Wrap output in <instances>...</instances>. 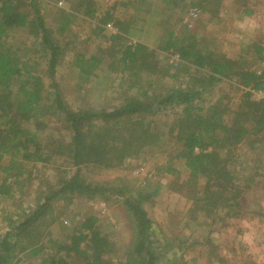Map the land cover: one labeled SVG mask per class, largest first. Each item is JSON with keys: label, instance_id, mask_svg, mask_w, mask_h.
Masks as SVG:
<instances>
[{"label": "trees", "instance_id": "trees-1", "mask_svg": "<svg viewBox=\"0 0 264 264\" xmlns=\"http://www.w3.org/2000/svg\"><path fill=\"white\" fill-rule=\"evenodd\" d=\"M71 1L73 12L61 11L56 32L64 37L79 15L96 17L100 24L96 35L103 45L95 53L78 52L70 65L84 79L98 76L103 66L114 73L120 87L118 103L99 110L69 106L56 78L65 47L55 38L39 0L28 4L0 0V203L14 206L4 216L9 227L0 233V264H20L25 256L38 258L44 252L49 254L42 261L27 264H176L175 258L164 261L157 252L158 225L143 206L150 194L127 185L91 181L84 170L121 167L127 159L154 148L165 135H173L174 142L167 143L174 153L169 157L180 166L167 160L162 171L176 176L175 180L186 174L184 180L194 186L205 181L201 190L192 189L189 195L193 196L188 195L193 220L200 213L215 224L249 209L239 183L249 168L234 171L231 165L237 163L235 152L246 148L257 160L254 169L263 167L252 176L254 187L263 188L264 179L255 177L264 176V99H252V94L264 91V45L253 42L246 55L231 58L200 33L187 30L163 31L155 47L129 43V22L114 14L117 5L126 2L115 1L101 10L94 0ZM194 5L197 16L221 13V0H196ZM109 23L117 31L106 34ZM170 54H176L189 74L186 88L160 87L170 76L172 64H166ZM247 56L252 57L251 63ZM225 79L248 89L238 105L231 109L219 102L199 112L196 100L201 93ZM154 103L181 107L167 133L155 131L146 117L154 111ZM58 159L69 167L52 180L39 182L35 206L22 208L20 198L17 204V195L27 192L34 168L48 167ZM79 196L120 203L125 215L121 221H128L131 233L122 256H117L118 245L97 216H78L74 224L60 230V236L52 237L59 221L58 204Z\"/></svg>", "mask_w": 264, "mask_h": 264}, {"label": "rangeland", "instance_id": "rangeland-1", "mask_svg": "<svg viewBox=\"0 0 264 264\" xmlns=\"http://www.w3.org/2000/svg\"><path fill=\"white\" fill-rule=\"evenodd\" d=\"M98 5L106 8L113 2H126V6L117 5L114 12L117 18L129 22V43L141 42L155 47L163 31L174 30L176 33H200L204 40L213 46L220 48L228 57L246 55L249 45L253 42L264 45V0H221L222 8L219 15L207 16L199 13L192 16L196 0H94ZM25 4L29 0H23ZM71 0H39L42 14L49 26L55 31L54 36L64 45L65 50L62 61L57 67L56 78L60 92L69 106L74 108H91L99 110L108 104L118 103L119 83L115 74L103 66V72L93 78L79 77L77 70L70 65L71 60L78 52L87 54L95 53L102 44V39L96 35V26L100 25L98 19L84 15L74 17L69 31L64 37L56 32L61 11L73 12L74 4ZM100 10V11H101ZM196 18V19H195ZM199 20H198V19ZM198 20V21H197ZM112 25V23H109ZM105 33L117 31L112 25ZM103 47V46H102ZM33 55V54H32ZM31 56V55H30ZM170 57L166 64H172L169 70L170 76L163 79L161 88H186L190 83L189 74L177 61L176 54ZM41 59H44L42 57ZM252 57L247 56L251 63ZM48 84L47 78L44 79ZM123 89V88H122ZM248 90L239 86L235 81L222 80L215 84L212 89L203 91L196 100V106L204 113L212 104L222 102L229 108L234 109ZM50 91H45L49 98ZM136 89L131 90L135 93ZM157 94L159 89H157ZM52 96V95H51ZM252 99H264V91H255ZM156 103H154L155 105ZM158 108V109H157ZM181 107L171 105H155L154 111L146 115L153 124L155 131H165L173 123L176 114ZM173 134H176L173 133ZM170 142H174L173 135H165L155 147L143 150L136 157L129 158L118 168L92 171L84 170L88 179L94 182L111 183L112 185H127L131 188H139L150 199L144 202L150 218L157 224L156 238L159 240L161 258L164 261L176 259V264H264V186L254 187L252 176L261 173L263 167L257 166V160L249 156L246 148H240L235 153L237 163L231 165L233 170L248 167L249 170L237 175L243 197L248 200L249 209H242L238 215L226 218L218 223H210L201 215L193 220L192 199L188 197L192 189H202L205 181L202 179L198 186H194L187 179V175L176 176L162 171L164 162L171 161L174 167L180 166L177 160L169 157L173 150ZM168 143V144H167ZM171 155V156H172ZM264 157V151H263ZM247 161L249 164H246ZM256 165H253V164ZM254 166V167H253ZM64 166L63 161L56 160L48 167L37 166L33 170L32 181L27 192L17 195L16 203L22 208H31L36 204V193L40 181L52 180ZM176 167V168H177ZM161 169V170H160ZM74 170V168H73ZM250 171V173H249ZM184 176V177H183ZM264 176H256L255 180H262ZM183 181V182H182ZM177 184H174V183ZM157 185L161 187L157 189ZM180 185V186H179ZM113 196H115L113 194ZM193 196V195H189ZM31 204V205H30ZM119 202L107 201L102 198L76 197L71 202L59 203L57 216L59 221L52 230V237L60 236V230L74 224L78 216H97L100 223L111 235V239L118 245L117 256H122L131 242L128 221L122 220L124 210ZM0 203V233L8 229L4 220L7 212L14 210L13 204ZM4 209V210H3ZM262 213V214H263ZM127 222V223H126ZM177 238H171V236ZM178 246V247H177ZM180 246V251H178ZM178 248V249H177ZM49 252H44L38 258L25 256L20 264L36 263L42 261ZM24 256V255H22Z\"/></svg>", "mask_w": 264, "mask_h": 264}, {"label": "built area", "instance_id": "built-area-1", "mask_svg": "<svg viewBox=\"0 0 264 264\" xmlns=\"http://www.w3.org/2000/svg\"><path fill=\"white\" fill-rule=\"evenodd\" d=\"M197 14H198V11L194 9V11L192 12V16L195 17V16H197ZM106 28L111 30L113 27L111 24H107Z\"/></svg>", "mask_w": 264, "mask_h": 264}]
</instances>
